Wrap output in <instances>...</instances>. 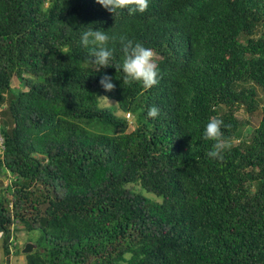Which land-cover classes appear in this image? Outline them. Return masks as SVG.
<instances>
[{"label": "trees", "instance_id": "obj_1", "mask_svg": "<svg viewBox=\"0 0 264 264\" xmlns=\"http://www.w3.org/2000/svg\"><path fill=\"white\" fill-rule=\"evenodd\" d=\"M132 6L0 0L4 261L17 222L40 233L26 264H264V0ZM96 27L152 48L159 84L124 82L118 39L112 67L86 63ZM257 112L254 128L239 115ZM210 118L224 121L222 161L206 155Z\"/></svg>", "mask_w": 264, "mask_h": 264}, {"label": "clouds", "instance_id": "obj_2", "mask_svg": "<svg viewBox=\"0 0 264 264\" xmlns=\"http://www.w3.org/2000/svg\"><path fill=\"white\" fill-rule=\"evenodd\" d=\"M98 2L112 13L116 8L125 10L124 6L131 2L133 6L126 8L129 15L143 13L147 11L150 5V0H98ZM117 39L123 53L120 71L124 74V82H140L145 88H152L158 85L160 82V69L155 61L152 48L133 42L124 36H110L108 31H104L99 27L88 28L81 35L83 46H93L92 54L86 63L95 66L97 70L112 67L113 50L108 45L109 42ZM100 85L105 91H112L116 87L112 77L107 75L100 80ZM147 115L151 118H156L159 115V110L156 107H151ZM223 126V120L210 118L204 129V137L215 141L212 149L206 154L212 160L222 161L224 152L230 148V145L221 139Z\"/></svg>", "mask_w": 264, "mask_h": 264}, {"label": "rangeland", "instance_id": "obj_3", "mask_svg": "<svg viewBox=\"0 0 264 264\" xmlns=\"http://www.w3.org/2000/svg\"><path fill=\"white\" fill-rule=\"evenodd\" d=\"M20 84L18 82V80L16 78H14L12 80L11 83V88L13 89V91H17V89L19 88ZM99 106L101 109H109L111 112H113V114L120 119L124 118V113H122L121 111L118 110L115 102L113 101H108V100H100L99 102ZM239 115H241L242 117H244L246 120H248L250 122V126L251 127H256L261 119V113L257 112L254 115L251 116H247L245 114L240 113ZM126 117V115H125ZM128 117V115H127ZM128 121V125H129V129L128 131L133 129V121H132V115H130L129 118H127ZM10 183V178L8 174H2L0 176V194L4 195L6 198H9L8 194H7V189L6 186ZM150 198L160 201L159 199H156L153 196H150ZM22 226L19 223H15L12 227L13 231H19L16 236H12L13 237V244L16 246L15 250H12V252L14 253L13 255L10 256V262L6 263L3 259V255H2V249H1V236H0V264H26L25 263V256L22 254V250L26 247V245L30 244L33 246L37 245V240L40 237V233L39 232H31V233H27L24 231H21ZM36 249V248H35Z\"/></svg>", "mask_w": 264, "mask_h": 264}, {"label": "water", "instance_id": "obj_4", "mask_svg": "<svg viewBox=\"0 0 264 264\" xmlns=\"http://www.w3.org/2000/svg\"><path fill=\"white\" fill-rule=\"evenodd\" d=\"M35 248H37V246H33V245L28 244V245H26V247L22 250V254H23V255L31 254Z\"/></svg>", "mask_w": 264, "mask_h": 264}, {"label": "bare ground", "instance_id": "obj_5", "mask_svg": "<svg viewBox=\"0 0 264 264\" xmlns=\"http://www.w3.org/2000/svg\"><path fill=\"white\" fill-rule=\"evenodd\" d=\"M0 144H1V138H0ZM34 250H35V249H34ZM34 250H33V251H34Z\"/></svg>", "mask_w": 264, "mask_h": 264}]
</instances>
